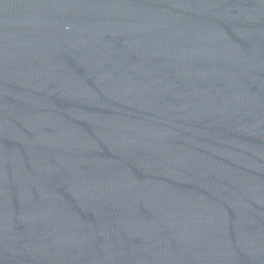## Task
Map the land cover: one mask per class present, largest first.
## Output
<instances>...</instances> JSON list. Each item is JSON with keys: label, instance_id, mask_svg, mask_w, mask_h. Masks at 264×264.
I'll return each mask as SVG.
<instances>
[{"label": "water", "instance_id": "obj_1", "mask_svg": "<svg viewBox=\"0 0 264 264\" xmlns=\"http://www.w3.org/2000/svg\"><path fill=\"white\" fill-rule=\"evenodd\" d=\"M0 264H264V0H0Z\"/></svg>", "mask_w": 264, "mask_h": 264}]
</instances>
